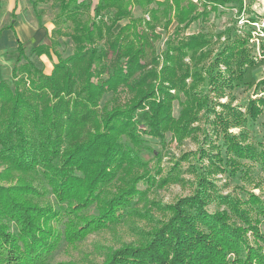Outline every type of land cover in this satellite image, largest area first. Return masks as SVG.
<instances>
[{"label": "trees", "instance_id": "16d2710c", "mask_svg": "<svg viewBox=\"0 0 264 264\" xmlns=\"http://www.w3.org/2000/svg\"><path fill=\"white\" fill-rule=\"evenodd\" d=\"M41 1L32 0L37 14ZM154 2L157 7L152 8L151 12L155 20L159 9L167 14L175 10L179 22L177 32L207 13H194L199 4L192 0H99L94 7L91 0H60V11L54 24L71 26L72 23L79 33L74 35V40L88 44L103 35L104 11L113 10V22H118L131 16L129 7L132 3L146 9ZM230 2H236L239 10H242L243 0H205L203 3L204 6L210 3V8L215 10ZM84 12H94V16L84 20ZM38 17L41 19L39 14ZM137 21L135 19L133 25L121 28L118 24L116 37L119 38L124 29H135ZM53 32L61 33L62 30L57 26ZM116 42L111 47L118 53L120 50ZM209 42L204 34L179 39L177 45L167 47L164 53L166 62L158 87L140 94L128 109L116 108L98 116L96 99L106 91L104 87L107 83L109 88H115L119 81L143 68L138 60L139 50L130 56L127 71L123 70L117 59L119 52L109 79L92 82L91 58L98 60L102 56V49L81 44L73 56L55 65L54 76H48L30 60L21 63L28 49L40 55L47 52L48 47L40 44L28 48L19 41L16 49L8 53V57L14 61L11 71L15 79L14 90L9 80L0 78V116L6 108H10V117L0 120V160L8 164L0 178L7 180V175L14 170L38 175L43 168L59 200L67 204H62L59 210L33 204L35 194L40 191L23 177L12 185L0 184V264H72L51 261L62 236L61 231L46 226L48 222L64 221V225H67L66 239L79 238L110 224L120 215L121 212H117L119 207H125L134 195V185L121 190L113 201L99 205L98 213L94 216L77 217L75 212L100 201L104 187L125 163L132 162L141 167L147 165L145 158L135 148L142 150L146 147L143 133L160 137L163 141L169 128L184 135L189 132L192 123L202 118L209 120L212 115H215L213 123L219 122L223 126L220 135L227 160H223L221 151L215 153L211 149L218 146L206 134L210 149L200 148L195 158L207 166H200L195 194L180 199L173 206L170 231L163 232L162 228L147 246H127L118 250L107 264H264V232L259 227L261 218H252V213L264 217V201L253 193L247 200L231 193L224 194L217 190L215 182L210 179L212 171L235 172L243 159H260L264 166V150L258 152L253 144L245 142L243 133L233 134L228 130L231 123L229 113L236 123L246 119L256 120L263 112L264 94L249 100L246 115L229 104H221L223 111H228L226 115L222 110L218 112L209 91H204L203 96L198 98L196 93L190 101L183 102L178 118L171 113L170 101L174 98L171 90L185 91L188 87L186 79L192 71L195 80L208 81L215 91L222 89L219 85L251 87L256 82L254 70L259 63L246 48L247 41L242 36L233 39L231 36L225 37L210 65L194 69L197 58L207 57L208 53L203 51L198 57L196 55ZM186 57L193 64L184 62ZM175 64L182 71L178 79ZM221 64L226 66L228 77H224ZM25 74L30 80L29 87H26L23 78ZM76 76L82 79L80 90H76ZM137 82L135 86L139 84ZM256 87L261 89L256 94L264 93V79ZM51 93L56 100L44 109L41 104ZM74 93V101L70 102L68 97ZM200 111H203L202 115ZM90 125L96 130H86ZM139 125L142 127L139 128ZM72 139L75 140L70 142ZM187 155L183 158L186 159ZM150 178L153 181L152 176ZM176 178L169 173L162 183ZM211 201L225 204L228 209L210 212L208 205ZM77 220L81 224L73 227L72 223ZM5 221L16 228L12 231ZM249 232L251 237L248 236ZM231 253L234 257L228 258Z\"/></svg>", "mask_w": 264, "mask_h": 264}, {"label": "rangeland", "instance_id": "374dc122", "mask_svg": "<svg viewBox=\"0 0 264 264\" xmlns=\"http://www.w3.org/2000/svg\"><path fill=\"white\" fill-rule=\"evenodd\" d=\"M59 1L43 0L38 3L37 11L41 18V26L31 24L25 27H16L19 37L14 34H3L1 42L3 47L0 49V78L9 80L13 90L15 79L12 78L11 71L14 61L8 57V53L16 49L19 41L23 42L28 48L40 44L48 47V51L40 55H35L28 49L26 57L21 61V63H25L27 60L34 62L48 76H54L55 65L73 56L81 44H85L88 48L98 47L102 49V56L98 60L95 59L94 61L91 58L90 80L92 82H104L109 79L114 70L113 65L117 62L115 60L116 54L119 52V58L117 59L120 60V66L122 65L123 70L127 71L129 69L130 56L136 54L135 52L139 50L138 60L143 64V68L138 69L131 77L119 81L115 88H109L107 83L104 87L106 91L97 96L96 99L99 108L98 116H102L116 108L128 109L134 99L140 94L151 90L155 86L158 87L160 84L161 71L166 62L164 53L167 47L177 45L179 39L185 40L193 34H204L210 42L196 56L198 57L202 51L208 53V55L205 58H197L193 65L194 69L210 65V62L215 58V54L221 48L225 37L231 36L233 39L237 36H242L247 41L246 48L259 63L254 70L257 80L251 87H237L234 85L222 87L219 85L222 89L215 91L208 81L195 80L192 71L190 74L192 77L189 76L186 79L188 87L185 91L171 90L174 96L170 101L172 116L178 118L182 103L190 101L192 95L194 96L196 93L198 95L197 98L203 96L202 93L204 91L210 92L213 102L217 104L216 110L218 112L221 110V112H224L221 104H229L235 109L241 110L244 114L246 113L249 100L264 94L263 92L256 94L257 91H261V89L256 87L257 83L264 79V0H243L241 11L236 2L227 3L214 10L210 8V3L204 6L203 2L205 0H192L199 4L194 13L203 11L207 13L201 15L186 27H182L180 32H177L179 22L174 9L169 14L159 9L155 20L151 12L152 8L155 9L157 7L155 2L146 9L132 3L129 7L131 16L120 19L118 22H113V10L104 11L103 35L88 44L85 42L78 43L74 40V35H79V33L72 26V23L71 26L60 23L57 26L61 28L62 32H53L57 28L54 20L60 11ZM29 8L30 10L27 12L38 19V14L31 3ZM89 16L93 17L94 12L82 13L84 20ZM135 19L138 20L135 29H124L121 31L120 37H116L119 32L118 27H116L118 24L120 28L133 25ZM112 23L114 25L109 30ZM88 24L90 25V22ZM115 40H117L116 43L118 44L117 49L120 50L118 53L113 51L111 47ZM191 61L189 57L184 59V62L189 65L193 64V61ZM220 68L224 77H228L226 66L221 64ZM175 70L176 79H178L182 75L178 64H175ZM26 74L23 75V78L26 82V87H29L30 80ZM76 79L78 81L77 86L75 85L76 90H80L83 86L82 79L80 76H76ZM136 82L139 83L137 86L134 85ZM68 98L71 100L70 102H73L75 93ZM55 100L56 98H53L51 93L47 100H43L41 105L44 109H47L51 102ZM6 103H4L5 106ZM9 109V107L5 109L3 115L0 116V120L10 117ZM227 113L228 111H225L224 115ZM199 114L202 115L203 111H200ZM214 117L215 115H212L209 120L202 118L195 121L190 125L189 132L184 135L175 132L173 128H169V130L165 131L163 141L160 137L143 133L146 147L142 150L138 147L135 148L145 158L147 165L141 167L134 165L132 162L125 163L114 178L104 187L100 201L92 203L82 211L75 212V215L77 217L96 215L99 205L103 202L113 201L121 190L134 185V195L129 199L130 204L128 203L123 208L119 207L117 211L121 212L118 216L119 218L117 217L110 224L91 230L79 238H65L67 225H64V221L57 222L55 220L48 222L46 226L56 231H61L60 236H62V241L53 254L51 261L53 263L107 264L118 250L127 246H147L162 231V228H164L163 232H169V226L173 224L169 223L174 214L173 206L180 199L195 194L200 178V166L201 164L207 166L206 163L195 158L200 148L210 149L209 142L206 141V134L214 142V145L218 146L211 149L215 153L221 151L223 160L226 161L228 158L227 153L224 151L225 149H223V141L220 135L223 126L219 122L213 123ZM228 117L231 120L229 132L233 134L243 133L245 142L253 144L258 152L264 150V108L260 116L254 121L246 119L236 123L231 113H229ZM141 127L142 125H139V128ZM86 130L93 132L96 129L90 125L86 127ZM73 140L75 139L70 140V142H73ZM124 140H127V137H124ZM186 154L188 155L184 159L183 156ZM205 162H207V159H205ZM240 162V167L235 172L220 173L219 171H212L210 179L215 182L217 190L224 194L231 193L241 197L242 200H247L250 198V193H253L264 201V166L261 160L243 159ZM7 167L8 164L0 160V176ZM42 170L38 175L12 170V174L7 175V180L0 178V184L5 186L12 185L20 182L19 177H23L26 182L35 184L40 191L35 194V198L32 200L33 204L59 210L61 205L65 206L67 202L59 200L52 184L48 183V178L43 173V168ZM148 170L149 172L143 175ZM169 173L177 178L162 183V180ZM151 176L153 181L150 178ZM208 209L212 212L216 209L226 210L228 207L225 204H219L217 201H211ZM252 218L253 220L261 218L259 227L264 232V217L252 213ZM64 219L66 218L61 220ZM5 224H9V221H5ZM72 224L73 227L79 226L81 221L77 220ZM9 226L12 231L16 228V226L13 227L11 224ZM248 236L251 237V232L248 233ZM230 257H234V254H229L228 258Z\"/></svg>", "mask_w": 264, "mask_h": 264}, {"label": "crops", "instance_id": "0c3cea01", "mask_svg": "<svg viewBox=\"0 0 264 264\" xmlns=\"http://www.w3.org/2000/svg\"><path fill=\"white\" fill-rule=\"evenodd\" d=\"M91 1L94 6L99 0ZM30 3L32 4V0H0V49L3 47L1 45L3 34H14L19 37L16 27H25L31 24L41 26V19L39 17L37 19L27 12L30 10Z\"/></svg>", "mask_w": 264, "mask_h": 264}]
</instances>
